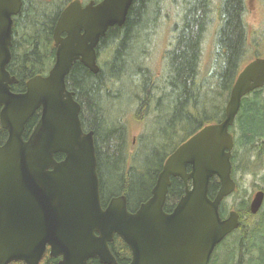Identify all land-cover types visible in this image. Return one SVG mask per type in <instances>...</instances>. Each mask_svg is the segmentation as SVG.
I'll use <instances>...</instances> for the list:
<instances>
[{
  "label": "water",
  "instance_id": "obj_1",
  "mask_svg": "<svg viewBox=\"0 0 264 264\" xmlns=\"http://www.w3.org/2000/svg\"><path fill=\"white\" fill-rule=\"evenodd\" d=\"M21 3L0 0V122L8 132L0 145V264H40L48 248L51 257H61L58 264H88L94 258L118 264L110 247L116 236L132 253L128 264H209L216 247L241 225L239 211L220 213L238 186L230 127L243 98L264 86V57L238 73L224 118L202 127L166 158L150 198L134 211L126 195L103 207L95 133L84 130L82 106L66 79L78 60L99 72L96 47L110 27L125 24L133 0H102L84 9L72 2L55 29L56 59L49 73L31 77L23 92H14L11 86L19 80L7 65L12 16ZM37 112L40 118L26 139V124ZM58 153L64 158L58 160ZM173 177L184 182L185 192L166 212ZM214 179L219 188L211 198ZM263 204L264 190H258L250 213Z\"/></svg>",
  "mask_w": 264,
  "mask_h": 264
},
{
  "label": "trees",
  "instance_id": "obj_2",
  "mask_svg": "<svg viewBox=\"0 0 264 264\" xmlns=\"http://www.w3.org/2000/svg\"><path fill=\"white\" fill-rule=\"evenodd\" d=\"M180 1L179 3L178 0H162L159 3V0H135L125 24L112 27L100 45L99 72L93 73L82 64L75 63L68 77L67 86L75 93V98L82 106L80 116L83 128L86 131L93 130L95 133L101 201L104 207L110 198L118 195L127 196L130 210L138 208L141 201L139 203L137 201L143 199L146 193L148 197L143 200L150 198L167 156L199 129L207 124L220 122L224 118L227 100L222 107L215 108L212 114L207 111V105L215 101L213 93L218 92L219 86L224 85L228 99L242 67L258 57L246 61L247 56L254 54L257 46L264 45V40L258 37V34L263 36L264 31L253 29L247 20V0ZM261 1L264 3V0ZM148 15L156 18L155 23L152 24L149 20L150 24H146L145 27V30L149 31L145 32L148 43L151 46H160L163 38H168L164 45L168 47L162 54L160 76L150 67L137 71L127 69L129 59L133 65L135 58L141 57L145 60L149 55V51L142 50V55L138 57L136 54L140 49L138 46H131L129 41L133 40L134 30L143 25ZM159 17H162L163 34L158 37L156 43H151L149 37L155 34L153 26L158 24ZM31 18L30 31L28 27L23 29L24 34L20 32L17 59L9 67L11 73L19 80L11 86L14 92H23L29 78L49 68L46 59L40 61L41 54L38 48L42 55L49 54L48 49L52 46L48 31L52 23L50 19H40L37 14H32ZM148 34L151 36H147ZM210 36L214 37L217 46L212 66L204 71L202 66L204 45ZM104 57L110 61L103 62ZM164 64L170 68L168 74L165 72ZM125 76L129 77L137 90L133 101L128 105L130 112L123 111L125 107L115 108L118 96L114 94L116 92L114 89L122 85ZM219 93L222 94L223 91L220 90ZM263 94L264 88H261L243 98L240 124L234 125L240 129L241 135L239 134L237 138L239 148L246 149L241 158L246 162L247 170L257 164L264 167ZM156 100L166 101L161 110L158 109L161 115L160 122L167 123V129L160 132L161 141L168 142L179 128L185 134L182 141L166 153L160 151L162 146L155 140L146 138L144 134L134 146L129 140L125 123L131 109H135L138 120L146 121ZM135 104L137 106L133 107ZM39 118L40 113L37 112L27 122L24 130L26 139ZM188 125H194V128L190 130ZM234 126L231 130L236 134ZM7 137L8 132L3 129L0 122V145ZM140 145L145 147L144 155L137 152ZM253 154L255 158L252 157ZM56 158L63 159L64 154L58 153ZM239 159L238 150L234 152L232 160V175L235 179L239 169L247 171L244 165L240 168ZM171 180L165 204L166 211H171L185 192L184 182L180 178L173 177ZM218 188L219 181L214 179L209 192L211 198L215 197ZM133 204L139 205L134 208ZM227 210L224 201L220 207L221 215L225 216ZM238 211L241 213V225L232 235L238 234L242 239L234 242L229 248L226 264H245L246 257L249 258L248 264H264V241L258 243L255 239V235L264 231V211L259 213L260 219L252 223L247 220L252 217L247 200L239 204ZM110 247L119 264L130 262L131 251L119 236L110 243ZM220 262L219 256L214 255L211 264H221ZM11 264L25 263L14 261ZM40 264H58V261L46 255ZM89 264L100 263L92 260Z\"/></svg>",
  "mask_w": 264,
  "mask_h": 264
},
{
  "label": "rangeland",
  "instance_id": "obj_3",
  "mask_svg": "<svg viewBox=\"0 0 264 264\" xmlns=\"http://www.w3.org/2000/svg\"><path fill=\"white\" fill-rule=\"evenodd\" d=\"M162 0H159V3ZM179 3L181 2L180 0H178ZM247 6H248V14H247V20L250 23L251 27L253 29H257V31L262 30L264 31V3L261 0H247ZM155 16V14H154ZM152 21L155 23L156 18L153 17L152 15H148L146 16L145 20L143 21V25H141L140 27H138L137 29L134 30V36L133 40H129L130 41V45L131 46H138V48L140 49L139 52L136 54L138 57L140 55H142V50L144 51H149V55L148 57H145L146 59L143 60V58L139 57V58H135L134 59V63L133 65H131L132 61L129 59L130 62L127 63V69L128 71H133V70H139V69H144L145 67H147L148 69H154V73H157L158 76H160L161 74V69H162V65H163V60H162V54H163V50H165L168 46H164L167 41L168 38H163V41L161 42L162 44L160 46H151L147 39H146V35L145 32H149L148 30H145L146 24H150L148 23V21ZM168 19H166L167 21ZM171 20V19H170ZM158 24H154L153 28L155 30V34L152 37H149V40L151 43H156L158 37L162 36L163 34V25H162V17H159L157 19ZM167 27H169V25L166 24ZM147 34V33H146ZM263 36H261V34H258V37L260 38V40H264V34H262ZM147 36H151V34L147 35ZM160 44V43H159ZM205 51H204V55H203V62H202V66L204 71H207L210 69V67L213 64V59H214V54H215V46L216 42H214V37L210 36L209 38H207L206 42H205ZM256 52H254V54H249L246 58V61H249L250 59L254 58L255 56L258 57H264V45L262 46H257L256 48ZM135 55V56H136ZM144 57V56H143ZM110 60H108L107 57H104L103 62L107 63ZM245 61V62H246ZM150 67V68H149ZM165 72L168 74L169 69L168 66H165ZM143 83V81H142ZM220 88L218 89L219 91L222 90L223 93L220 94L219 91H215L213 94V97L215 98V101L211 104V105H207V111L208 113H213L215 111V108H219L222 107L224 105V103L226 102L227 99V95L228 93H226V91L224 92V85L219 86ZM222 88V89H221ZM116 92H114V94L116 96H118L117 98V103L115 105V108L118 107H125L123 109L126 110L127 112H130V107L128 106L132 101H133V97L135 96L137 90L136 88L132 85L131 80L129 79L128 76H125L124 80L122 81V85H119V87H115L114 89ZM212 95V94H211ZM264 95V94H263ZM229 98V97H228ZM166 103V101H162V100H156L153 105L151 106L150 109V116L146 118V121H140L136 118L135 116V109H131V113H129L127 115L128 120L125 121L126 125H127V132H128V137L129 140L131 142H133L132 144L135 146L137 144V142L139 141V137L142 136V134L146 135V138H150V140H155L157 144H159V146H162V148L160 149V151L163 153L169 152L173 146H175L176 144L180 143L182 141V139L185 137L184 132L179 128L175 131V135H173L171 137V139L168 142H162L161 139V135L160 132L163 131L162 129H167V123L161 121L160 122V113L158 112V109L161 110L162 105H164ZM209 104V103H208ZM137 105H133V107H136ZM242 113H241V109L236 117L235 120V125H239L240 124V119H241ZM162 120V118H161ZM188 127L190 128H194V125H188ZM234 130H236L237 134H236V139L239 138V134H240V129L238 126H234ZM160 135V136H159ZM264 137V136H263ZM239 144L237 141L236 144V148L235 151L240 152V159L238 160V164L241 165L240 168L244 165L245 169L247 168L246 166V162H243L242 158H241V154H245L246 149L245 147H241L239 148ZM145 147L140 145L137 148V152L141 153L142 155H144V153H146ZM253 158H255L254 154L252 156ZM247 170V169H246ZM237 181H238V189L237 191L231 195L228 199L225 200V204H227L228 210L227 212H229L230 209H237L238 210V206L239 204L243 201V200H247L250 204L254 193L259 190V189H264V167H262V165H252L251 167H249V169L247 171H243V169H239L238 175L236 177ZM148 194L146 193L145 197L143 198L144 200L148 197ZM144 196V195H143ZM142 196V197H143ZM143 199H140L139 201H137L139 204L143 203ZM143 200V201H142ZM138 204V205H139ZM134 205V204H133ZM138 205H134L133 207H137ZM263 211H264V205H263ZM260 219V214L258 215H252V217L247 218V220L252 223L254 221H258ZM239 239V235L234 234L232 236H230L227 240H226V244L225 246H219L216 248L215 250V255L224 257L225 253H226V257L229 256L228 250L229 248L232 246V244L234 242H237ZM255 239L258 243H263L264 241V231H262L261 233H259V235H255ZM251 241H249L250 243ZM264 254V252H263ZM222 263V261H221Z\"/></svg>",
  "mask_w": 264,
  "mask_h": 264
},
{
  "label": "flooded vegetation",
  "instance_id": "obj_4",
  "mask_svg": "<svg viewBox=\"0 0 264 264\" xmlns=\"http://www.w3.org/2000/svg\"><path fill=\"white\" fill-rule=\"evenodd\" d=\"M78 2V3H80V5L82 6V8L84 9V8H86L88 5H90V4H94V5H97L98 3H100L102 0H22V3H21V7H20V10L18 11V13H16V14H14L13 16H12V19H13V25H12V43H11V46H10V51H11V59H10V62L8 63V65H7V69H8V71L10 72V74L11 75H13V76H16V75H14V74H12L11 73V71L9 70V67L14 63V61L17 59V50H18V47L17 46H19V44H20V39H21V36L19 35L20 34V32H22L23 34H24V31H23V29L24 28H28L29 27V31H30V28H31V17H32V14H37L38 15V17L40 18V19H50L49 21L52 23L51 24V27H50V30L48 31L49 33H50V46H52V47H50L49 49H48V53L49 54H43L42 55V51L40 50V48H38V52L41 54H39L40 55V61H43L44 59H46V61H47V65L49 66V68L45 71V72H43V73H38V74H36V75H47L48 73H49V71H50V69L52 68V66L54 65V63H55V59H56V50H57V45H56V42H55V39H54V33H55V29H56V26H57V24H58V21H59V18H60V16L62 15V13H63V11L72 3V2ZM134 1L135 0H133V3H134ZM132 3V4H133ZM130 9H131V7H130ZM129 12H130V10H129ZM129 14V13H128ZM128 18V17H127ZM112 27H110L109 29H108V31H107V33L109 32V30L111 29ZM82 32H84V30L82 31ZM107 33H106V35H107ZM106 35L104 36V37H102L101 39H100V42L98 43V45H97V47H96V52H97V63H98V65H99V55H98V49H99V47H100V45L102 44V42H103V40H104V38L106 37ZM68 36V33L67 32H63L62 34H61V37L62 38H66ZM75 63H80V64H82L83 66H85L81 61H76ZM74 63V64H75ZM74 66V65H73ZM86 67V66H85ZM99 67H100V65H99ZM87 68V67H86ZM72 70V69H71ZM70 73H71V71H70ZM70 73H69V75L67 76V79H66V81L68 80V77L70 76ZM30 79V78H29ZM234 126V125H233ZM232 126V127H233ZM232 127H230V132L233 134V136H234V143H235V146H234V149H233V156H234V152H235V148H236V144H237V139H236V134H234V132H232V130H231V128ZM196 133V132H195ZM193 135V134H192ZM191 135V136H192ZM241 135V134H240ZM190 137V136H189ZM188 137V138H189ZM187 138V139H188ZM186 139V140H187ZM185 141V140H184ZM183 141V142H184ZM179 146V145H178ZM177 146V147H178ZM176 147V148H177ZM173 152V151H172ZM171 152V153H172ZM170 155V154H169ZM168 155V156H169ZM167 156V157H168ZM61 160V159H60ZM232 160H233V157H232ZM172 210H173V208H172ZM171 210V211H172ZM230 210H232V209H230ZM230 210H229V212H230ZM263 210V207H262V209L256 214V215H258L261 211ZM131 211H133V210H131ZM166 211V210H165ZM171 211H166V212H171ZM254 216V215H253ZM226 217V216H225ZM241 219V218H240ZM240 228V227H239ZM239 228L238 229H236L235 231H237V230H239ZM235 231H233L232 233H230L217 247H219V246H225V242H226V240L235 232ZM242 238H241V236H239V239H238V241H240ZM237 241V242H238ZM234 244V243H233ZM216 247V248H217ZM216 250V249H215ZM215 252V251H214ZM226 253H227V251H226ZM226 253H225V256H226ZM46 255H48V256H50L49 255V248L47 249V251H46V254H45V256ZM214 255H215V253H213V255H212V258H211V260H210V263L209 264H211L212 263V261H213V259H214ZM45 256H44V258H45ZM216 256H218V255H216ZM225 256L224 257H222L221 258V256H219V258H220V261H222V263L221 264H226V259H227V257L225 258ZM43 258V259H44ZM52 258H56L57 259V261H58V263H59V261H60V259H61V257H59V258H57V257H52ZM248 257H246V260L244 261V263L245 264H248ZM92 260H95V261H97V262H99V260L97 259V258H94V259H90L89 260V262L90 261H92ZM100 263V262H99ZM89 264V263H88ZM101 264V263H100ZM118 264H119V262H118Z\"/></svg>",
  "mask_w": 264,
  "mask_h": 264
}]
</instances>
